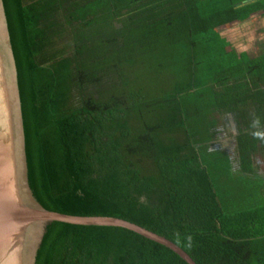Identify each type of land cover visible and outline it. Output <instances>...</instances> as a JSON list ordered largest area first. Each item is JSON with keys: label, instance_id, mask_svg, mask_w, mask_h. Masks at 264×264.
I'll list each match as a JSON object with an SVG mask.
<instances>
[{"label": "trees", "instance_id": "trees-1", "mask_svg": "<svg viewBox=\"0 0 264 264\" xmlns=\"http://www.w3.org/2000/svg\"><path fill=\"white\" fill-rule=\"evenodd\" d=\"M2 3L53 212L125 220L195 264H264V181L253 161L264 142L250 127L257 117L264 125V52L227 50L217 33L264 14V0ZM227 116L230 153L215 146ZM57 223L35 264H186L122 228Z\"/></svg>", "mask_w": 264, "mask_h": 264}, {"label": "water", "instance_id": "water-1", "mask_svg": "<svg viewBox=\"0 0 264 264\" xmlns=\"http://www.w3.org/2000/svg\"><path fill=\"white\" fill-rule=\"evenodd\" d=\"M116 227L161 245L195 264L169 240L122 219L53 212L30 148L0 0V264H35L58 223Z\"/></svg>", "mask_w": 264, "mask_h": 264}, {"label": "crops", "instance_id": "crops-1", "mask_svg": "<svg viewBox=\"0 0 264 264\" xmlns=\"http://www.w3.org/2000/svg\"><path fill=\"white\" fill-rule=\"evenodd\" d=\"M219 37L223 38L228 44L227 50H232L237 54L254 58L264 52V14L256 13L247 20L235 22L228 26L217 29ZM245 58V57H244ZM233 122L230 116H227V122L224 130L220 133L227 135L228 126ZM234 125V124H233ZM236 128L234 126L235 135ZM254 166H256L261 181L264 180V153L254 157ZM260 180V178H258ZM259 182V181H258Z\"/></svg>", "mask_w": 264, "mask_h": 264}, {"label": "rangeland", "instance_id": "rangeland-1", "mask_svg": "<svg viewBox=\"0 0 264 264\" xmlns=\"http://www.w3.org/2000/svg\"><path fill=\"white\" fill-rule=\"evenodd\" d=\"M63 41V40H62ZM61 41V42H62ZM234 132V125H230L228 126L227 128V135L224 133H220L219 135H217L216 139H215V146L216 147H219L221 149H223L224 151H227V152H231V148H232V136H234L233 134ZM240 184H244L243 186L246 187V188H250V185L251 184H246L245 181H241L239 182ZM231 184H228L227 181L224 182V188L226 191H228L230 194H233L234 193V190L231 188ZM243 188H236V194L238 195V198L237 200L242 202V203H245V204H248V202L245 200L247 198H244L242 196V192L241 190L244 189ZM225 194H227V192H224ZM249 201V200H248Z\"/></svg>", "mask_w": 264, "mask_h": 264}, {"label": "clouds", "instance_id": "clouds-1", "mask_svg": "<svg viewBox=\"0 0 264 264\" xmlns=\"http://www.w3.org/2000/svg\"><path fill=\"white\" fill-rule=\"evenodd\" d=\"M250 127L253 129L251 135L254 139L259 140L261 142H264V125L261 124L260 119L254 118ZM179 242V240H178ZM187 246L191 247L192 245V237L187 236L186 237Z\"/></svg>", "mask_w": 264, "mask_h": 264}]
</instances>
